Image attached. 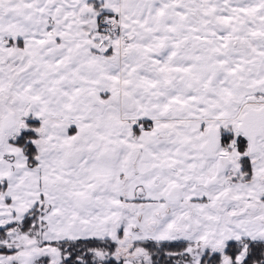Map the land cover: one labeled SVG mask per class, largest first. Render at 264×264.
Segmentation results:
<instances>
[{"label":"snow or ice","instance_id":"6c2138e0","mask_svg":"<svg viewBox=\"0 0 264 264\" xmlns=\"http://www.w3.org/2000/svg\"><path fill=\"white\" fill-rule=\"evenodd\" d=\"M264 264V0H0V264Z\"/></svg>","mask_w":264,"mask_h":264},{"label":"trees","instance_id":"16d2710c","mask_svg":"<svg viewBox=\"0 0 264 264\" xmlns=\"http://www.w3.org/2000/svg\"><path fill=\"white\" fill-rule=\"evenodd\" d=\"M148 247L149 250L153 253L154 264H176V259L169 260L166 253L169 251L175 252L182 250V245L179 244H166L162 249H160V251H157L156 248L153 247L151 244H149Z\"/></svg>","mask_w":264,"mask_h":264},{"label":"flooded vegetation","instance_id":"af4514ba","mask_svg":"<svg viewBox=\"0 0 264 264\" xmlns=\"http://www.w3.org/2000/svg\"><path fill=\"white\" fill-rule=\"evenodd\" d=\"M0 254H2V253H0ZM45 262H46V261H42V264H45Z\"/></svg>","mask_w":264,"mask_h":264}]
</instances>
